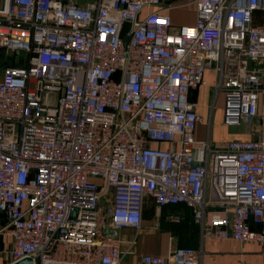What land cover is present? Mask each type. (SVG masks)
I'll list each match as a JSON object with an SVG mask.
<instances>
[{
    "label": "built area",
    "instance_id": "2783aa9c",
    "mask_svg": "<svg viewBox=\"0 0 264 264\" xmlns=\"http://www.w3.org/2000/svg\"><path fill=\"white\" fill-rule=\"evenodd\" d=\"M190 7L192 24L170 12ZM0 264H121L143 214L264 256V0H0ZM221 95L249 139L196 141L190 101ZM168 144V149L152 147ZM134 234L123 238L122 230ZM137 264H203L202 249Z\"/></svg>",
    "mask_w": 264,
    "mask_h": 264
},
{
    "label": "crops",
    "instance_id": "0c3cea01",
    "mask_svg": "<svg viewBox=\"0 0 264 264\" xmlns=\"http://www.w3.org/2000/svg\"><path fill=\"white\" fill-rule=\"evenodd\" d=\"M62 2H68V1H74L78 4H83L88 0H60ZM178 10V9H177ZM177 10H173L170 12V16L172 19V22L174 26H178L181 24H187L183 22H179L176 18L177 16ZM194 20V19H193ZM193 20L189 23L192 24ZM8 65V64H7ZM6 66V65H5ZM3 67L0 66V82L2 81V75H3ZM205 80L207 81V86H200L195 90H192L190 93V101L195 104V111L196 113L202 118V122L197 124L194 132V137L196 141H205L207 136L210 139V135L207 133L205 135V126L204 119L206 118V109L207 106L202 103L206 101L207 98V90L209 89L210 92H213L212 90V83H213V73L212 71L208 70L204 76ZM221 97V106L220 110H222L223 105V98ZM250 135L246 136L244 139H249ZM234 139H241L238 137H232L229 140ZM228 140V141H229ZM211 142V140H210ZM219 143H216L214 146H218ZM152 147H159L162 149H168L170 145L168 144H152ZM148 203L150 204V208H146L144 210L143 214V227L139 231L138 239L136 245L132 248V255L125 256L121 262V264H137L138 258L142 254H152V255H159V256H166L170 252V244L169 242L165 241L169 237V233H162L163 236H166L167 238H163V236L156 235L153 231L150 230L149 227H147L146 222L151 221L154 218V208L151 205V201L148 199ZM151 219V220H150ZM145 223V224H144ZM153 223V221H152ZM121 236L123 238H128L129 236L134 234L133 230L125 229L120 232ZM177 241V239H176ZM233 240H227V241H217L212 239H207L201 243L200 235L198 240V249H202L203 251V264H213L214 261H218L217 258L221 255L224 258L229 255V252H231V247ZM4 243H0V249L3 247ZM207 256V257H206ZM213 259V260H212Z\"/></svg>",
    "mask_w": 264,
    "mask_h": 264
},
{
    "label": "rangeland",
    "instance_id": "374dc122",
    "mask_svg": "<svg viewBox=\"0 0 264 264\" xmlns=\"http://www.w3.org/2000/svg\"><path fill=\"white\" fill-rule=\"evenodd\" d=\"M176 12V18L179 22L189 24L194 19L193 10L190 7L179 9ZM18 57L19 56L16 55L12 56L11 54H2L0 56V66L5 68L6 66L10 65L11 62L14 65H21L22 59ZM207 92L208 93L206 101L202 102L207 106L206 118L203 119L204 123L206 124L205 135H207V133L210 135L212 146H214L216 143L223 144L233 136L244 139L246 136L251 135L255 129H258L259 124L255 120L242 122L239 126L234 127H227L223 125L220 110L221 97L220 95L215 96V94L213 92H210L209 89L207 90ZM153 219H150L151 221L146 222L147 227H149L150 230L158 236H163L162 233H167L162 228L153 229ZM163 238L167 237L163 236ZM165 241L169 242L170 250L178 247L176 237L174 236L169 235V237ZM3 242L4 241L1 238L0 243L2 244ZM230 249L231 252H229V255L225 258L224 256L222 257L220 255L219 258H217V262L212 259L213 264H264V256L261 254V247L258 245L240 244L234 241L229 250ZM196 250H198V246Z\"/></svg>",
    "mask_w": 264,
    "mask_h": 264
},
{
    "label": "trees",
    "instance_id": "16d2710c",
    "mask_svg": "<svg viewBox=\"0 0 264 264\" xmlns=\"http://www.w3.org/2000/svg\"><path fill=\"white\" fill-rule=\"evenodd\" d=\"M15 66L14 64H10ZM182 213V220L178 224L161 221V226L169 235L176 237L178 248L197 249L199 228L194 224L191 211L184 206H168L162 209V217L168 213Z\"/></svg>",
    "mask_w": 264,
    "mask_h": 264
},
{
    "label": "water",
    "instance_id": "95a60500",
    "mask_svg": "<svg viewBox=\"0 0 264 264\" xmlns=\"http://www.w3.org/2000/svg\"><path fill=\"white\" fill-rule=\"evenodd\" d=\"M15 264H33V261L31 258H25V259L15 263Z\"/></svg>",
    "mask_w": 264,
    "mask_h": 264
}]
</instances>
